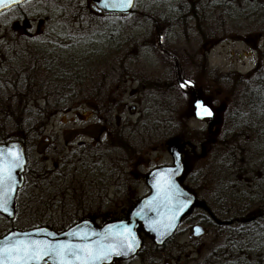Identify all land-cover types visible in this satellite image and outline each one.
<instances>
[{"label": "rangeland", "instance_id": "1", "mask_svg": "<svg viewBox=\"0 0 264 264\" xmlns=\"http://www.w3.org/2000/svg\"><path fill=\"white\" fill-rule=\"evenodd\" d=\"M110 18L122 28L121 41L113 43L115 46L110 48L107 59L87 57L88 62L82 63L83 68L80 64L79 72L84 75V80L81 79L80 85H70L71 88L66 89L75 95L67 99L63 113L50 118L38 135L28 137L29 185L21 199L28 200L29 204L36 200L41 210L58 219L53 224L57 231L67 229L82 218L94 216L98 211L101 214L97 222L102 225L107 214L123 217L133 204L149 193L145 180L148 172L172 164L167 151L171 142L190 138L195 141V148L187 146L183 149L184 184L208 204L218 218L239 217L238 210L252 204L246 199L256 184L248 180L254 176L247 175L256 167L251 166L255 159H250L255 155L248 151L242 169L232 165L227 169L232 161L228 154L230 148L234 150L245 144L250 149L251 146L245 143L232 116L242 117L236 123H245L249 108L254 105L247 95L264 77V0H137L134 13L123 18L97 13L88 0H30L3 14L0 23L7 26L2 35L8 32L7 40L11 44L15 38L22 37L32 41L47 40L53 46H66L70 50L67 56H76L80 54L71 47L72 44L80 43L84 39L83 33H103L104 27L108 31L111 26H104V23ZM52 34L62 38L58 40ZM22 40L24 43L27 39ZM161 47L177 55L184 79L192 81L194 87L180 90L178 83L182 78L177 76L173 63L161 52ZM67 67L70 68V64ZM226 74L230 75L227 82L223 81ZM42 75L47 74L42 72L39 77ZM43 83L48 84V81L43 79ZM47 88L36 89L37 94L29 104L43 107L47 103L46 95L62 89L60 86ZM97 88L103 90V93L99 92L104 105L100 111L92 110L90 105H93L89 102L97 96L91 90ZM197 98L216 113L211 132L206 122L195 118L191 102ZM97 114L109 123L110 137L102 135V129L97 126ZM118 127L129 132L128 140L122 141V146H131L128 166L135 185L118 193L116 187L111 188L115 194L110 196L116 198L120 206L68 205L64 194L71 195L69 190L75 189L78 197L84 189L93 188L102 175L91 173L93 168H99L97 159L93 163L85 160L78 163L80 171L76 174L72 172L76 166L60 163L53 173V150L64 152L81 144L94 147L95 142H100L98 151L102 150L108 156L107 164L103 166L111 169L112 154L123 151L116 137ZM208 135L215 146L205 144ZM19 137H22L20 133L11 136L12 140ZM108 153L112 154L109 156ZM111 182L107 180L103 186H98L105 187ZM232 192L233 195L241 194L244 202L236 205L237 211L228 207L230 210L223 213L224 202L230 201H221V198H227ZM34 214L27 209L11 222L0 217V235L12 229L26 230L39 225ZM195 214L193 221L202 218L200 213ZM191 225L183 226L175 238L159 250L141 232L144 250L124 264H250L252 260L253 264H260L251 255H245V262L239 255L233 257L236 263L225 262L226 256L231 258L230 245L239 251L242 238L226 244L227 239L219 234L225 229L209 224L207 235L196 240L190 231ZM260 225L261 231L264 221Z\"/></svg>", "mask_w": 264, "mask_h": 264}, {"label": "trees", "instance_id": "2", "mask_svg": "<svg viewBox=\"0 0 264 264\" xmlns=\"http://www.w3.org/2000/svg\"><path fill=\"white\" fill-rule=\"evenodd\" d=\"M2 15L3 14H0V17H2ZM113 20V18H110L108 22L104 23V26H106V24H108L107 27L111 26L108 31L104 27L103 33L92 31L87 35L83 33L82 36L84 39H81L82 41L80 43H73V46H71L72 48H76V52H79L80 55L76 56H67L70 50L66 48V46H53L49 44L47 40L37 39L32 41L29 37H22L15 38L14 40L16 41L11 44L7 40L8 32L2 35L4 31H7V26L0 23V144L10 141L13 133H20L22 137H19V139L27 146V142L29 141L28 137L34 134L38 135V132L44 128L50 118L57 113H63V107L64 104H67V99L73 98V95H75L73 93L69 94L66 89L71 88L73 85H80V83H78L79 80L84 78V75L81 74L82 72H79L81 70L80 64L88 62L87 57H91V59L95 57L107 59L111 54L110 48L115 46L113 43L118 44V42L121 41L120 36L122 28ZM52 35L53 38L55 37L58 40L62 38L61 35ZM22 39L27 40L23 43ZM63 43L65 42L63 41ZM21 47H23V49ZM161 52L173 63L177 76L185 80L177 55L175 56V54L163 47H161ZM68 64H70V68L67 67ZM83 67L82 64V68ZM42 72L47 75L39 77ZM51 75L54 76L53 79ZM228 78H230V75H224L223 81L227 82ZM43 79H45L46 82L48 81V84L43 83ZM182 80L179 81L178 87ZM260 80L261 82L255 85L254 90L250 91L247 95L252 98L254 105L249 108L250 114L249 116L246 115L248 117L244 119L245 123H236V120L242 117H231L236 128L241 130L243 134L242 138L245 143L251 145L250 149H248L245 144L234 150L230 148L228 154H230L232 161L230 162V166H227V169L232 168L231 165L242 169L245 164V158L247 159L248 151L254 153L255 157L250 159L253 161L255 159V163L251 166L256 168L252 170V173L249 171L247 176L249 177L250 174L254 176V178H249L248 180L255 183L256 186L251 188V191L254 190L251 196L247 199L244 198V200H249L252 206H245L242 210H238L236 205H242L244 201L241 200L243 199L241 194L233 195V192L231 195H227V198L222 197L221 201H230L224 202L222 206L224 209L222 211L223 213L228 212L230 210L229 208H231L240 212V218L247 220L253 219L251 222L235 225L234 227L237 226V228L233 230L247 232V253H245V255L254 256L260 264H264V228L260 231L261 221H264V77ZM45 84L49 86L50 89L54 86H60L62 89H60L58 93L46 95L47 103H45L43 107L31 106L29 103H31L34 99L33 97L37 94L35 90H41L43 87L47 88ZM206 139V145L208 144L211 147L216 145L211 142L210 135H208ZM175 141L185 144V148L187 146L195 148V141L193 139H175ZM238 144H240V141ZM249 162L252 163L251 161ZM28 173L27 185H29ZM225 173V175L228 174L227 172ZM225 178L226 177H224V180ZM254 179H256L255 182ZM17 200L16 211H18V215L28 209L32 214L35 213L33 216L36 217L39 223L37 226H47L54 229L53 224H55L58 219L55 220L52 214L48 215L45 210H41L42 208L36 203V200L34 204L31 203V201L29 204L28 200ZM214 213L216 214V212ZM230 248L231 252L229 253L231 258L226 256L225 262L228 263V261H231L230 263H236L233 257L237 255L240 256V260L243 262L242 258L244 253H241L242 245H238L239 251L234 250L232 245H230ZM155 249L159 250L157 248ZM224 250L229 251L230 249ZM223 254L225 255V252ZM253 261L254 260H252V262Z\"/></svg>", "mask_w": 264, "mask_h": 264}, {"label": "water", "instance_id": "3", "mask_svg": "<svg viewBox=\"0 0 264 264\" xmlns=\"http://www.w3.org/2000/svg\"><path fill=\"white\" fill-rule=\"evenodd\" d=\"M26 1L28 0H15V2H13V0H4V3L0 4V14L5 10L7 11L12 7L21 5ZM89 1L94 4L98 13L118 16L129 15L135 4V0H133V6L131 8L121 10L119 8L104 7L105 0ZM112 2H118V0H112ZM207 106L212 111L211 117L200 119L197 117L195 109L194 115L195 118L201 121H206L208 125L207 128L211 132L215 124V112L212 110L211 106L208 104ZM24 146L23 142L17 140L0 144V149L5 150V155H8L9 152L19 154L22 165L20 168L13 170L14 183L8 196V210H0V215L4 216V218L6 217L8 220H13L15 218L16 211L14 199L16 198L17 192L24 185L25 167L27 166L26 147ZM182 147L183 146L178 143H173L169 146L168 151L172 157V165L155 168L147 175L146 184L150 189V193L136 204L126 220L110 222L102 227H96L90 221H82L61 233H57L47 227H37V229L34 228L26 231L14 230L0 238V247H3L10 241L14 242L23 239L51 241L53 243L58 241H70L74 244L91 243L92 241L100 239L106 229H111V236H117L120 232H125V235H127V230L130 229L136 238L138 246L134 252H130L128 255L113 256L110 258V262H105V264H111L115 259L127 260L140 252L143 244V241L138 234L140 227L143 228L145 233L153 238L155 246H163L166 241L174 235L181 222L191 215L196 206L208 210L204 203L197 202L195 196L184 189L179 182L185 172V164L181 156V163L177 170L173 153L177 150L181 151ZM9 213H11V215ZM236 221L243 222V220L240 219H237ZM196 229H200L198 234L195 233L196 236H200L202 229L200 227H196L195 230ZM74 232H77L80 235L73 236L72 233ZM49 233H52L53 235H49ZM85 233L88 234L87 241L80 238ZM40 264H58V262L51 257H45V260L41 261Z\"/></svg>", "mask_w": 264, "mask_h": 264}, {"label": "flooded vegetation", "instance_id": "4", "mask_svg": "<svg viewBox=\"0 0 264 264\" xmlns=\"http://www.w3.org/2000/svg\"><path fill=\"white\" fill-rule=\"evenodd\" d=\"M19 7L20 6H17L16 8L13 7L10 10H8V12L12 11L14 9L16 10ZM82 80H84V79H82ZM82 80H80L79 83H81ZM73 89L74 88H72V90ZM98 90H100V91H98ZM91 91L93 94L95 91L97 93V96L93 97L94 99L92 101H89L93 105V106L90 105V107L92 108V110H94V109L97 111H100L101 109L103 110L104 105H103L101 98H100V95H99L100 93H103V90L101 88H97V90L92 89ZM97 116H98V122H99V124L97 126L100 127V129H102V132H101L102 135H108V137H110L112 135V131L108 127L109 123L107 122L106 119H104L102 116H100V114H97ZM76 132H78V131H75V133ZM128 134H129V132L126 130V128L118 127V130L116 132V137L119 139V141H120L119 146L123 148V149H121L123 151L122 152L119 151L118 153L114 152V154L108 153L109 156H110V154L113 155V157H112L113 161L111 163V164H113V167L111 169L109 167L108 168L104 167L105 164H107V162L105 160H106V157H108V156L107 155L105 156V153L102 150L98 151V149L101 147L100 142H95L94 147H89V146L86 147V145L81 144V145H78L77 147H75L73 149L66 150L64 152L60 149L59 150H53L54 151L53 173L55 171H57V169H59L58 168L59 163L65 164V165L69 164L73 168H75V166H76L75 169H72V172L75 174L80 171L77 168V164L81 163V162L83 163L84 160L90 161L93 163L97 159V163L99 164V168H97V169L93 168L92 172H91L95 176L101 173L100 175H102V177L97 178V180L99 182H95L92 185L93 188L84 189L81 192L80 196H78V197L76 195L78 192L75 189L69 190L71 195H69L67 193V194H64V197H63V198H65L66 201H68L70 203L68 205H74V206L75 205H82L83 207L85 205L88 207L97 206L99 208H101V207L104 208L105 206H108V205L112 206V207L114 205L120 206V203L117 202L116 198H112L110 196L111 193L115 194V192H111V190H112L111 188L116 187L117 188L116 192L118 193V192H120L121 189H131L135 185L134 184L135 182L132 179V173L130 172V169L128 166V161L132 157L131 146L130 145H128V147L122 146V141H124L125 139L128 140V137H129ZM88 148H90V149H88ZM97 154H99V156H97ZM121 155L126 156V158L121 157ZM103 164H104V166H103ZM29 165L30 164L28 162L27 167H29ZM105 175H107V176H105ZM24 179H25V184H24L23 188L20 189V191H18L15 200H17V199L22 200L21 199L22 196L24 195V193H26V190H27L26 189L27 188V172L25 174ZM105 179L112 180V182L109 184L107 183V185L105 187L98 186L100 184L103 186L105 184V182H107V180L104 182ZM92 186L90 185V187H92ZM70 187H72V186H70ZM74 187L78 188L76 186H74ZM74 187H72V188H74ZM187 189L190 190L189 188H187ZM190 191H192V190H190ZM194 194H195L196 198L198 199V201H203L199 198V196L196 193H194ZM114 197H116V195H114ZM59 204H64V203H59ZM130 211L131 210H129L125 215H123V217L122 216L117 217V216H112L111 214H107L106 218L104 217L103 220L105 223L113 222V221L126 220L128 218ZM195 213H200L202 218L199 219L198 221L197 220L193 221L192 219H195L194 218L196 215ZM99 214H101V211H98V214H96L94 216H90L88 218H82L81 220H79L76 223H79L82 221H90V222L94 223L97 227H99L97 225V223H98L97 217H99ZM214 214L213 213L211 214L210 212H208L204 208H200V207L195 208L193 215L181 223L176 234L179 232V230L181 228H183V226L185 227L186 224H188V226L190 227V225L193 223L191 225L190 231L192 233L193 238H196V240H197V239L202 238L205 235H207V232L209 230H206V229H207V226L209 224L210 225L215 224V226H217L218 228L225 229V230H222L221 232H219V234L224 235V238L227 239V243L234 242V241L238 240L240 237L242 238V239H240L241 241H239L240 242L239 244L242 245V252L241 253H244L242 260H243V262H245V260H246L245 253H247V249H246L247 248L246 247L247 232L239 231V230L238 231L233 230V227L235 225H241V224L248 223V222L244 221V222H241V224L240 223H233L234 218L220 219V218H218V216L216 214L215 215ZM17 215L18 214L16 212V216ZM71 216L74 217L73 215H71ZM5 220L8 221L6 218H5ZM196 227L202 228V232L200 233L201 234L200 236H196V234H195L196 233V231H195ZM5 234H7V233L5 232L4 234H1L0 238L3 237ZM176 234H174V238H175ZM139 255L140 254H138L136 257H138ZM136 257H133V258H136ZM132 259H129V260L118 259V260H115L112 264L129 263ZM166 264H168V263H166ZM241 264H243V263H241Z\"/></svg>", "mask_w": 264, "mask_h": 264}, {"label": "snow or ice", "instance_id": "5", "mask_svg": "<svg viewBox=\"0 0 264 264\" xmlns=\"http://www.w3.org/2000/svg\"><path fill=\"white\" fill-rule=\"evenodd\" d=\"M15 2V0H13ZM4 0H0L3 4ZM133 6V0H105L104 7L119 8L125 10ZM181 89L194 87L190 80H182L179 84ZM192 106L196 110V115L200 119L211 117L212 111L203 100L193 99ZM15 147V146H12ZM177 170L181 163V151L173 153ZM21 157L17 153L9 152L5 155V150L0 149V210L7 211L9 204V193L14 183L13 170L20 168ZM171 171V170H170ZM11 215V213H9ZM198 234L200 229L195 230ZM111 229H106L100 239L91 243L74 244L70 241L53 243L51 241L23 239L10 241L3 247H0V264H40L45 257H51L58 264H105L110 262L113 256L128 255L134 252L138 243L131 230L120 232L117 236H111ZM49 235H53L49 233ZM73 236H79L77 232ZM82 240H88V234L80 237Z\"/></svg>", "mask_w": 264, "mask_h": 264}]
</instances>
